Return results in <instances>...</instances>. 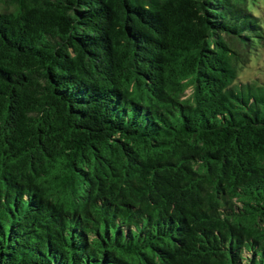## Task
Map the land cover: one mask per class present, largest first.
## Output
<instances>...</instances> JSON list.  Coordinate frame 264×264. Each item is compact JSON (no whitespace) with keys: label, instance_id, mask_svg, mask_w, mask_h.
I'll return each mask as SVG.
<instances>
[{"label":"trees","instance_id":"trees-1","mask_svg":"<svg viewBox=\"0 0 264 264\" xmlns=\"http://www.w3.org/2000/svg\"><path fill=\"white\" fill-rule=\"evenodd\" d=\"M256 8L0 0V264H264Z\"/></svg>","mask_w":264,"mask_h":264},{"label":"rangeland","instance_id":"rangeland-1","mask_svg":"<svg viewBox=\"0 0 264 264\" xmlns=\"http://www.w3.org/2000/svg\"><path fill=\"white\" fill-rule=\"evenodd\" d=\"M255 10L256 14L261 18L264 27V0H258V8ZM239 80L244 83L250 80L264 82V43L260 46L257 54L252 57L250 63L243 68L237 82ZM189 93L190 89L186 91V94Z\"/></svg>","mask_w":264,"mask_h":264}]
</instances>
